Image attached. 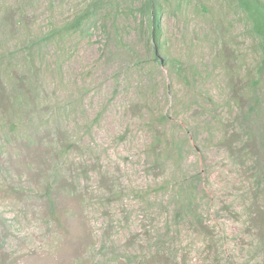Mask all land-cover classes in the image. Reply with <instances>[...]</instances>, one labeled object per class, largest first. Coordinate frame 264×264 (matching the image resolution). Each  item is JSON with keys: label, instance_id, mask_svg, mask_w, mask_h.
Wrapping results in <instances>:
<instances>
[{"label": "rangeland", "instance_id": "374dc122", "mask_svg": "<svg viewBox=\"0 0 264 264\" xmlns=\"http://www.w3.org/2000/svg\"><path fill=\"white\" fill-rule=\"evenodd\" d=\"M161 1L154 53L143 0H0V264H264L257 39Z\"/></svg>", "mask_w": 264, "mask_h": 264}, {"label": "trees", "instance_id": "16d2710c", "mask_svg": "<svg viewBox=\"0 0 264 264\" xmlns=\"http://www.w3.org/2000/svg\"><path fill=\"white\" fill-rule=\"evenodd\" d=\"M233 2L236 6V10L240 11L244 17L246 33L257 39V48L260 50V60L256 67V75L259 76L261 73L264 72V0H233ZM138 8V11L141 14L147 15V27L149 32V38L151 41V47L154 53H156L157 51H159L162 45V1L143 0V2ZM93 14L94 12L88 8L84 12H81L78 16L73 18L71 21L64 23L58 28L52 29L50 32L42 36V38L49 40L57 34L74 33L78 31L83 25V23H85V21L88 20L89 17ZM35 43L37 42H31L33 46ZM246 87L251 97L246 103L249 107L247 114H249L255 109L257 100L255 99V84L249 83ZM21 94L25 95V93ZM17 95H19V93H17ZM23 99H25V96H23ZM247 125H249V122L247 123ZM250 133L251 131H247L246 135H249ZM250 137L251 136H249L248 138ZM179 194L184 195V201H182L179 209L185 211L187 209L189 210L190 207H192V201L194 200V197L192 195L193 190L190 188L182 189ZM48 201L49 204L52 205V201L49 196ZM175 214H177V212Z\"/></svg>", "mask_w": 264, "mask_h": 264}]
</instances>
